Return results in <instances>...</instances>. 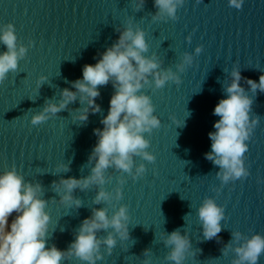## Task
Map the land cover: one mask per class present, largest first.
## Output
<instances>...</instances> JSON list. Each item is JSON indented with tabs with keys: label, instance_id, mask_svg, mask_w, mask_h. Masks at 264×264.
<instances>
[{
	"label": "water",
	"instance_id": "obj_1",
	"mask_svg": "<svg viewBox=\"0 0 264 264\" xmlns=\"http://www.w3.org/2000/svg\"><path fill=\"white\" fill-rule=\"evenodd\" d=\"M156 12L153 0H144L139 9L135 0H0V26L11 23L17 48H27L17 68L0 81V172L15 167L25 181L40 184L50 215L46 246L66 250L94 209L105 208L111 216L125 204L128 238L121 240L111 228L99 230L101 239L113 232L117 243L111 253L102 243V259L96 264H142L145 255L150 264H174L167 259L170 246L164 240L177 229L190 242L184 264H232L239 243L234 232L240 231L242 240L254 233L264 235V92L252 93L242 78L253 98L250 116L260 117L246 141L249 175L222 184L219 167L204 154L211 147L208 133L219 119L213 108L225 95L223 87L231 82L233 69L257 81L264 72V0H243L239 9L228 0H184L175 19H154ZM129 21L144 31V55L154 56L161 69L175 71L184 53L191 54L193 62L178 72L179 84L168 81L157 89L149 83L141 89L161 120L158 128L144 134L155 160L134 157L136 164L145 163L144 174L133 179L109 167L104 185L73 191L80 207L65 205L56 185L62 177L90 175L95 160L89 156L97 141L93 129L103 127L113 85L110 81L100 86L96 102L101 111L89 112L87 121L73 119L84 106L79 95L40 124L33 125L31 116L49 101L58 103L62 90L72 88L83 66L94 64ZM198 46L202 50L197 54ZM2 51L5 46L0 44ZM60 165H67V171ZM100 188L113 199L97 203ZM209 197L224 207V216L217 236L205 239L198 209ZM63 264L85 262L72 256ZM257 264H264V253Z\"/></svg>",
	"mask_w": 264,
	"mask_h": 264
},
{
	"label": "clouds",
	"instance_id": "obj_2",
	"mask_svg": "<svg viewBox=\"0 0 264 264\" xmlns=\"http://www.w3.org/2000/svg\"><path fill=\"white\" fill-rule=\"evenodd\" d=\"M153 3L157 9L154 19H175L177 9L184 0H153ZM228 3L239 9L243 0H228ZM143 4L144 0H135L137 9ZM0 44L5 46V51L0 52V81H3L10 71L17 68L27 48L24 45L17 48V36L11 23L0 26ZM147 49L144 31L138 27L134 29L129 21L128 26L120 31L118 39L99 53L94 64L83 66L82 77L71 82L72 88L62 90V99L58 103L49 101L42 111L31 116L33 125L40 124L74 102L79 95L84 106L74 113L73 119L87 121L89 112L101 111L96 102L100 96V86L110 81L113 85L114 92L109 100L107 114L101 119L103 127L93 129L97 141L89 160H95V164L88 176L61 178L56 190L63 204L80 207L81 200L73 196V191L77 188L86 189L93 184L104 185V173L109 167L129 173L135 179L144 174L146 165L143 162L136 164L134 157L148 162L155 160V155L148 150L150 140L144 134L158 128L161 120L155 114L151 97L141 89L149 83L157 89L168 81L179 84L181 78L178 72H183L186 66L192 64L193 56L184 53L174 71L171 68L161 69L154 56L144 55ZM201 50L202 46L195 49L197 54ZM242 78L252 93L258 89L264 92V72H261L257 81L242 77L241 71L234 68L231 82L223 87L225 95L213 108V115L219 119L213 123L214 130L208 133L211 147L204 155L219 167L217 177L222 184L249 175L244 159L248 150L246 141L260 120L259 116H250L253 98L241 84ZM59 167L67 171V165ZM119 182L122 184L124 181L121 179ZM40 194V184L25 181L15 167L0 172V264H63L72 256L85 264H96L102 259L101 244L106 245L111 253L117 243L113 232L121 240L128 238V208L121 204L111 216L105 208L94 209L90 217L83 219L75 239L66 250L54 244L46 246L50 215L46 211V201ZM121 195V189L117 187L115 198L119 200ZM112 199L113 194L104 188H100L95 196L97 203ZM198 215L203 223L205 239L216 237L221 231L224 207L213 198H205L198 209ZM109 228L113 232H109L106 237L101 239L97 236L99 230ZM242 235L240 231L233 233V239L239 243L234 248L236 255L232 264H257L264 253V235L254 233L243 240ZM164 243L170 246L167 259L174 264H184L190 247L188 238L177 229L166 236ZM148 251L146 249L144 253ZM142 264H150L146 255Z\"/></svg>",
	"mask_w": 264,
	"mask_h": 264
}]
</instances>
